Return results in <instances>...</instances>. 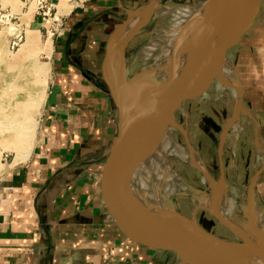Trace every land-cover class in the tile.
Returning a JSON list of instances; mask_svg holds the SVG:
<instances>
[{
    "label": "crops",
    "instance_id": "0c3cea01",
    "mask_svg": "<svg viewBox=\"0 0 264 264\" xmlns=\"http://www.w3.org/2000/svg\"><path fill=\"white\" fill-rule=\"evenodd\" d=\"M149 1H69L60 14L63 34L53 35L46 55L34 141L0 172V264H179L173 253L125 238L94 189L117 134V108L102 75L106 46L130 11L140 14ZM228 56L253 116V175L262 168L255 199L264 209V0Z\"/></svg>",
    "mask_w": 264,
    "mask_h": 264
},
{
    "label": "water",
    "instance_id": "95a60500",
    "mask_svg": "<svg viewBox=\"0 0 264 264\" xmlns=\"http://www.w3.org/2000/svg\"><path fill=\"white\" fill-rule=\"evenodd\" d=\"M157 4L159 0H150L140 14L130 11L128 20L121 24L106 46L102 75L117 108L118 120L117 134L96 174V196L109 219L125 238L147 249L173 253L179 258V264H250L243 255L244 249L248 248V241L233 225L211 212L223 225L243 238L245 244H238L208 231L199 224L194 214L189 218L176 208L168 214L150 204L137 205L128 186V175L166 125L175 121L176 112L183 103L204 96L213 84L220 82L235 88L239 95L233 114L224 125L217 151L220 168L218 182L224 191L223 145L231 121L236 115L253 116L243 105V89L238 79L236 87L223 82V66L229 51L240 43L254 25L260 0H207L197 29L180 49L179 55L172 57L173 76L160 83L152 99L145 102L141 94L135 99L131 98L136 89L140 87L142 90L144 78L149 72L144 71L119 84L114 75L113 61L118 50L124 49L153 16ZM134 19L138 23L125 34L127 25ZM123 52L120 61L122 65L125 57ZM188 54H191L190 62L186 68H182V62L185 56L189 57ZM187 145L193 148L188 138ZM261 169L252 176L247 189L244 210L251 224L252 209L256 202L255 187ZM194 190L199 193V189ZM183 195L187 193L183 192ZM170 216L181 219L194 233L175 224ZM196 235L202 236V239Z\"/></svg>",
    "mask_w": 264,
    "mask_h": 264
},
{
    "label": "rangeland",
    "instance_id": "374dc122",
    "mask_svg": "<svg viewBox=\"0 0 264 264\" xmlns=\"http://www.w3.org/2000/svg\"><path fill=\"white\" fill-rule=\"evenodd\" d=\"M69 1L80 0H0V172L6 160H11L15 153L17 159H21L29 148L30 141H34L36 116L43 101L37 110L32 104V98L45 90L48 79L40 73L38 67L48 61L46 55H48L49 41L55 35L51 34L54 31L51 26L57 27V23L53 24L49 19L50 15L45 16L44 13L52 3L56 7H53L51 14L60 15L71 7ZM200 2L204 3L207 0H159L161 5ZM203 10L204 8H201L196 15L200 16ZM159 29H165V24L160 15L154 12L125 48L118 50L113 61V71L119 84L138 76L153 65L154 60L143 62L140 50ZM122 52L125 55L123 65L120 64ZM228 61L234 67L229 56ZM234 75L237 76L235 70ZM141 92L139 87L131 99L139 97ZM234 109L235 101L231 92L225 87L219 90L213 84L204 96L185 101L175 115L176 123L183 127L182 130L177 128L174 130L175 140L188 147V138L190 145L197 150L205 169L215 182L220 180L218 146L225 122L232 116ZM238 124L241 130L236 132L230 127L223 145V165L227 186L225 189L228 192L226 194L232 195L238 203L234 215L235 223L244 227L248 232L247 235L250 236L254 234V230L246 225L249 218L244 206L247 201L248 185L254 172L251 161L255 154L252 141L253 122L251 117L241 114ZM169 165L191 187L199 189V193H196L198 197L204 198V195L211 192V184L192 164L170 156ZM184 196L191 197V195ZM253 211L252 220L257 222L259 227L263 226L264 213L261 208L257 205ZM193 214L199 224L208 231L238 244H245L243 238L223 225L209 209L198 207Z\"/></svg>",
    "mask_w": 264,
    "mask_h": 264
},
{
    "label": "bare ground",
    "instance_id": "6f19581e",
    "mask_svg": "<svg viewBox=\"0 0 264 264\" xmlns=\"http://www.w3.org/2000/svg\"><path fill=\"white\" fill-rule=\"evenodd\" d=\"M206 4L207 2L177 5L157 4L155 6L154 12L160 15L165 24V29H159L156 32V35L140 50L143 62L154 60L153 65L149 66L148 70H146L149 72V75L144 78L142 85L141 95L145 102H149L152 99L160 83L173 76L171 70L172 57L173 55H179L180 49L188 42V39L197 29L204 10L200 16H197L196 14L201 8L205 9ZM137 23V19L132 20L127 25L125 34L131 31ZM50 45L51 41H49V47L47 45L48 52L50 51ZM190 55L191 54H188L189 57L185 56L184 61L182 62V68H186L185 66L190 62ZM38 68L41 71L40 73H42L45 78H48V63L46 62ZM234 70L235 68L231 65L228 59H226L222 73L223 82L236 87L237 76L234 75ZM187 72L190 73V71ZM231 75L233 78H231ZM215 86L219 90H223L225 87L231 92L235 103L238 101L239 96L235 88L227 87L220 82H216ZM43 98L44 91L32 98V104L35 109L39 110ZM238 121L239 117L237 115L231 121V127L236 132L241 130ZM176 128L181 129V126L173 120L169 122L161 134H159L158 138L152 143L143 158L137 162L129 173L128 186L135 203L137 205L150 204L160 210L166 211L168 214L171 213L173 208H176L189 218L192 217L193 211L196 208H207L211 212H215L222 220L233 225L235 229L239 231V234L246 238L248 241V248L246 247L244 249L243 255L250 264H264V219L262 220L263 226L261 227H259L254 220H252L253 224L246 221L248 228L254 230L253 235L249 234L251 237H246L248 232L244 227L238 225L234 221V215L238 203L232 195L226 194L228 193L226 192V189L223 191L219 182L213 181V179L207 175V170L205 169L203 160L197 150L185 147L175 140L174 130ZM183 132L186 135L184 130ZM31 142L32 141H30V143ZM29 145L30 144H28V146ZM28 150L29 148L23 156L28 154ZM170 156L179 158L199 169L203 173L205 179L211 184V192L204 195V198H200V196L198 197L194 188L184 181L182 176L169 165ZM183 192L187 193V195H191V197L184 196ZM257 205L258 204L255 202L252 211L255 210ZM261 210L264 213L262 208ZM253 213L254 211L252 214ZM169 218L187 232L194 233L187 228L181 219L176 216H170ZM196 237L202 239V236L200 235H196Z\"/></svg>",
    "mask_w": 264,
    "mask_h": 264
},
{
    "label": "built area",
    "instance_id": "2783aa9c",
    "mask_svg": "<svg viewBox=\"0 0 264 264\" xmlns=\"http://www.w3.org/2000/svg\"><path fill=\"white\" fill-rule=\"evenodd\" d=\"M41 5H42V3H41ZM53 7H56V5L51 3L47 7V10H46V12L44 14H45V16L50 15V18L49 19H51V21L53 22V24H54V22L57 23V27H52L51 26V28L54 30L53 32H51V34L52 35L53 34H55V35L56 34L61 35V34H63V26L61 24V17H60V15H58V13L57 14L55 13V15H53V13L51 14Z\"/></svg>",
    "mask_w": 264,
    "mask_h": 264
}]
</instances>
